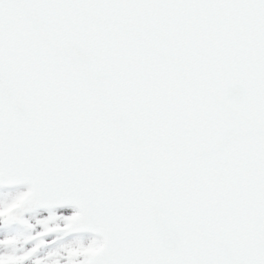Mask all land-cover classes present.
<instances>
[{"label": "snow or ice", "instance_id": "obj_1", "mask_svg": "<svg viewBox=\"0 0 264 264\" xmlns=\"http://www.w3.org/2000/svg\"><path fill=\"white\" fill-rule=\"evenodd\" d=\"M0 264H264V0H0Z\"/></svg>", "mask_w": 264, "mask_h": 264}]
</instances>
